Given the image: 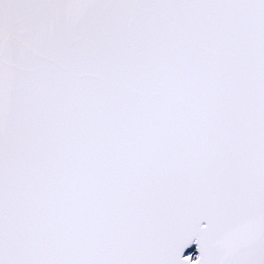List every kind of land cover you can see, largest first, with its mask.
<instances>
[{"label":"snow or ice","instance_id":"1","mask_svg":"<svg viewBox=\"0 0 264 264\" xmlns=\"http://www.w3.org/2000/svg\"><path fill=\"white\" fill-rule=\"evenodd\" d=\"M0 264H264V0H0Z\"/></svg>","mask_w":264,"mask_h":264}]
</instances>
